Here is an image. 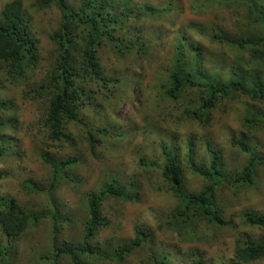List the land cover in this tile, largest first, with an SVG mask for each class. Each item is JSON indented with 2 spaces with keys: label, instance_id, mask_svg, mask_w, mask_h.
Returning <instances> with one entry per match:
<instances>
[{
  "label": "rangeland",
  "instance_id": "374dc122",
  "mask_svg": "<svg viewBox=\"0 0 264 264\" xmlns=\"http://www.w3.org/2000/svg\"><path fill=\"white\" fill-rule=\"evenodd\" d=\"M9 1L12 0H0V9ZM22 1L33 18L41 57L38 67L20 84L6 81L8 75L0 71L4 82L2 98L10 99L18 107L16 125L5 131L8 150L0 157V176L6 173L0 177V194L16 198L31 214L50 212L56 204L62 218L68 219L60 229L59 241L78 244L83 239V223L87 218L85 194L106 186L115 176L127 186L134 180L139 188L138 200L104 202L103 213L111 223L97 235L94 244L99 243L109 254H114L134 240L137 228L148 234L146 241L121 261L100 259L95 264H156L164 256H168L172 264H244L235 260L237 236L243 233L254 239L264 236V230L246 226L242 220V213L247 210L264 213V166L258 169L253 185L218 187L217 208L223 211L229 224L218 226L202 221L194 210L187 217H179V202L161 171L145 169L139 163L141 158H146L148 162H163V166L162 146H175L185 171V190L192 194L206 183L192 173L186 162L188 142L193 143L197 164L208 157V144L211 151L220 152L228 175L241 171L250 158L232 145V139L246 137L252 150L264 156V122L260 128H250L245 123L253 115H264V102L245 96L227 99L213 111L209 124H201L189 119L185 112L192 110L199 100L196 90H188L181 102L175 103L163 96L160 88L166 81L167 70L172 68V44L180 28L195 22L201 28L206 27L205 31L216 27L218 31L233 33L245 7L218 0H137L172 10L159 17H147L139 25L145 38L152 42L145 59L133 53L125 61L117 62L109 47L100 50L106 74L120 82L110 85L116 87L109 98L105 90L96 96L94 106H88L80 116L83 123L71 124L67 130L69 137L57 147L48 141L41 125L47 106L45 98L24 97L51 66L56 45L50 36L58 28L61 15L55 8L35 12L36 0ZM189 34L203 41L211 61L222 63L227 74V77L223 74L225 79L229 77L228 70L238 63L244 67L254 66L255 59L248 50L213 44L200 33ZM99 128L106 129L105 136L97 137L102 141L92 154L88 135L91 132L96 136ZM42 154L58 159L75 156L81 160L74 170L77 187L62 184L57 189L55 204L45 194H31L23 189L26 181L45 183L52 179V169L43 162ZM190 221L196 222L197 235L191 236V231L186 229ZM52 230L50 217L30 225L13 246L15 256L0 260V264H50L44 258L50 255ZM59 264L71 262L62 259ZM249 264H264V260Z\"/></svg>",
  "mask_w": 264,
  "mask_h": 264
},
{
  "label": "trees",
  "instance_id": "16d2710c",
  "mask_svg": "<svg viewBox=\"0 0 264 264\" xmlns=\"http://www.w3.org/2000/svg\"><path fill=\"white\" fill-rule=\"evenodd\" d=\"M218 1L245 7V13L236 23V31H218L216 27L205 31L206 27L201 28L195 22L180 28L172 44V68L167 70L166 81L160 84L163 96L175 103H180L188 90H196L200 98L192 110L186 109L185 112L189 119L201 124H209L213 111L227 99L245 96L259 103L264 102V0ZM34 7L35 12L55 8L60 12L61 19L58 28L50 36L56 45L51 55V66L46 69L41 81L34 84L31 92L25 94L24 99L45 98L47 106L41 125L47 133L48 141L61 147V142L69 137V126L83 123L80 116L88 106H94L96 96L105 90L109 98L113 95L112 89L116 87L110 85L120 82L106 74L100 50L109 47L117 62L125 61L133 53L145 59L152 42L145 38L139 25L147 17H159L172 9L137 0H80L77 3L70 0H36ZM29 11L22 0L6 2L0 9V71L8 75L6 81L12 80L15 84L22 83L28 73L38 67L41 57L40 40L34 32L33 18ZM189 32L200 33L213 44L236 47L239 51L248 50L255 59L254 66L244 67L238 63L228 70L229 77L225 79L223 74L226 77L227 74L220 65L222 63L211 61L203 41L193 38ZM3 86L4 82L0 79V157L8 150L5 131L16 125L18 111L13 101L2 98ZM263 122L264 115H253L245 121L250 128H260ZM105 130L97 129L96 136L89 132L92 154L102 141L97 137L105 136ZM247 140L246 137L231 140L232 145L250 157L247 165L234 175L225 173L221 153L211 151L209 144L208 157L202 164L195 163L193 143L188 142L186 162L192 173L206 183L200 191L192 194L185 190V171L175 146H162L161 154L165 159L163 166V162H148L146 158H141L139 164L148 170L161 171L179 202V217H187L194 210L202 221L227 226L229 224L223 211L217 208L218 187L224 184L253 185L258 169L264 166V156L255 153ZM42 160L52 169V179L45 183L26 181L23 189L31 194H45L55 204L57 189L62 184L77 187V174L74 170L81 160L75 156L58 159L49 154H42ZM4 175L6 173L0 177ZM129 186L115 176L106 186L85 194L87 218L83 223V239L78 244L59 241L60 229L68 219L62 218L56 204L50 212L31 214L16 198L0 194L1 262L15 256L13 246L30 225L38 224L48 217L53 220V230L49 242L50 255H46L45 261L50 264H59L62 259H68L71 264H95L100 259L121 261L124 256H129L143 246L148 236L144 230L137 228L134 240L114 254H109L99 243L94 244V241L111 223L104 216V202L110 199L126 202L138 200V184L132 180ZM242 214L244 225L264 230V213L247 210ZM195 227L197 225L194 221L188 222L186 226L191 236L197 235ZM235 245L236 262L249 264L264 260V236L254 239L243 233L237 236ZM156 264L172 263L168 256H164Z\"/></svg>",
  "mask_w": 264,
  "mask_h": 264
}]
</instances>
